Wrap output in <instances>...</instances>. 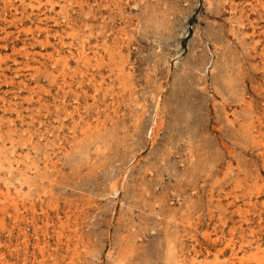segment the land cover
Returning a JSON list of instances; mask_svg holds the SVG:
<instances>
[{
  "label": "rangeland",
  "instance_id": "rangeland-1",
  "mask_svg": "<svg viewBox=\"0 0 264 264\" xmlns=\"http://www.w3.org/2000/svg\"><path fill=\"white\" fill-rule=\"evenodd\" d=\"M0 264H264V0H0Z\"/></svg>",
  "mask_w": 264,
  "mask_h": 264
},
{
  "label": "bare ground",
  "instance_id": "bare-ground-1",
  "mask_svg": "<svg viewBox=\"0 0 264 264\" xmlns=\"http://www.w3.org/2000/svg\"><path fill=\"white\" fill-rule=\"evenodd\" d=\"M82 57V56H81ZM87 57V56H86ZM85 60H87V59H85ZM10 196V195H9Z\"/></svg>",
  "mask_w": 264,
  "mask_h": 264
}]
</instances>
